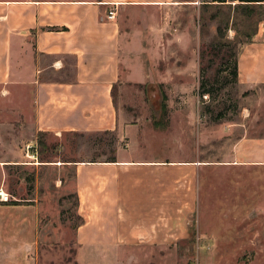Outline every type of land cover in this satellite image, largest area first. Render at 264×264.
<instances>
[{
  "label": "crops",
  "instance_id": "obj_1",
  "mask_svg": "<svg viewBox=\"0 0 264 264\" xmlns=\"http://www.w3.org/2000/svg\"><path fill=\"white\" fill-rule=\"evenodd\" d=\"M176 1L0 0L3 185L6 166L23 164L24 145L32 148L34 140L24 141L35 139V134L109 131L117 138L114 160L104 157L65 164L74 168L82 188L81 210L96 215L94 223L86 221L79 227L80 264H116L124 261L129 247L165 245L166 225L155 216L168 212V199L173 197L168 196L164 176L168 161L157 157L159 153L149 156L152 146L145 137L142 96L149 90V99L161 97L166 111L167 102L178 100L183 92L182 66L176 61L161 63L170 42L176 47L179 41L181 48L182 31L175 26L166 36L160 31L166 20L148 17L173 9ZM111 9L114 16L108 19ZM237 59L240 88L264 85V16L251 38L239 47ZM161 106L155 111L162 112ZM249 114L250 108L243 105L241 118ZM238 127L244 131L232 140V164L264 165V137L247 135L245 123H218L206 132L232 139ZM193 162H179L175 169L184 170L189 164L197 169L198 163ZM182 192L174 197H181ZM132 215L143 216L136 220ZM5 260L6 255L0 253V262Z\"/></svg>",
  "mask_w": 264,
  "mask_h": 264
},
{
  "label": "rangeland",
  "instance_id": "obj_2",
  "mask_svg": "<svg viewBox=\"0 0 264 264\" xmlns=\"http://www.w3.org/2000/svg\"><path fill=\"white\" fill-rule=\"evenodd\" d=\"M202 2L177 0L165 13L148 14L151 19L166 20L160 27L166 36L175 26L182 31L181 48L179 41L176 47L170 42L161 63L176 61L182 66L183 92L177 95L178 100L167 102L165 112L155 111L162 104L161 97L149 99V90L142 96L145 137L152 146L149 156L159 153L157 157L168 161L164 176L168 196L173 197L168 199V212L155 216L166 225L162 235L165 245L129 247L124 261L116 264H264V165L232 164L231 143L244 131L242 127L231 133L232 139L206 132L218 123L232 121L245 123L247 135L264 137V85L249 90L236 83L226 86L208 103L215 110L221 102L230 106L228 119L220 122L211 121L209 113L201 116L205 105L197 95L200 45L217 35L220 24L225 38L239 49L254 32L264 7H253L247 14L236 2L216 8ZM219 66L214 61L206 76L212 77ZM227 74L220 72L218 76ZM202 100H207L206 96ZM243 105L250 108L245 119L240 116ZM13 119L8 116L11 124ZM34 136L24 141L34 140L32 148L24 145L23 164L6 166L4 185L0 181V187L10 195L8 202H0V253L6 255L0 264H80L79 227L86 221L94 223L96 215L81 210L82 188L74 168L65 164L69 160L102 159L117 138L114 133L82 131ZM193 161L198 163L197 169L190 164L184 165V170L175 169L179 162ZM87 184L94 186L91 180ZM181 191V197H174ZM129 259L139 261L130 263Z\"/></svg>",
  "mask_w": 264,
  "mask_h": 264
},
{
  "label": "trees",
  "instance_id": "obj_3",
  "mask_svg": "<svg viewBox=\"0 0 264 264\" xmlns=\"http://www.w3.org/2000/svg\"><path fill=\"white\" fill-rule=\"evenodd\" d=\"M204 2L201 5L219 7L221 5H227V2H236V5L243 8V10L250 14L252 8L264 7V0H202ZM215 14H217L215 12ZM264 16V15H263ZM260 17L259 20H261ZM217 35L211 38L208 42H204L200 45L199 51V77H198V86H197V95L200 98V101L203 102L204 110L201 113V116H205L207 113L210 114V120L213 122H220L226 120V112L231 109L229 105L224 104L223 102L219 103L220 108L215 110L213 107L208 105L210 101H214L220 95L221 91L226 88L229 84L237 83L238 77V47L235 42L230 41L225 38L222 33V27L220 24L216 26ZM256 30V28H255ZM254 30V32H255ZM251 34V36L254 34ZM250 36V38H251ZM249 38V39H250ZM214 61H218L220 66L214 69V75L206 76V71L211 67ZM220 72H227V75H223L219 78L218 74ZM206 96L207 100H202L203 96ZM165 99V95H162ZM162 112H165L164 104L161 106ZM103 133H111L109 131H104ZM42 134V133H40ZM112 134V133H111ZM42 147L46 148V144L42 143ZM111 146L109 154L106 156L107 160H114V148L113 143L109 144ZM95 158H92L94 160Z\"/></svg>",
  "mask_w": 264,
  "mask_h": 264
},
{
  "label": "built area",
  "instance_id": "obj_4",
  "mask_svg": "<svg viewBox=\"0 0 264 264\" xmlns=\"http://www.w3.org/2000/svg\"><path fill=\"white\" fill-rule=\"evenodd\" d=\"M113 16H114L113 10L111 9L108 11L107 18L112 19ZM9 200H10V195L7 192H5L2 187H0V202H8Z\"/></svg>",
  "mask_w": 264,
  "mask_h": 264
}]
</instances>
